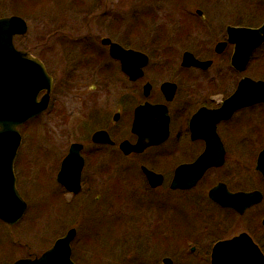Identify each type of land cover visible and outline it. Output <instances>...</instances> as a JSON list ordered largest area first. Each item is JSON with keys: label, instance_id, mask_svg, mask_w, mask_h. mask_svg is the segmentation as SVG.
Returning a JSON list of instances; mask_svg holds the SVG:
<instances>
[{"label": "flooded vegetation", "instance_id": "obj_1", "mask_svg": "<svg viewBox=\"0 0 264 264\" xmlns=\"http://www.w3.org/2000/svg\"><path fill=\"white\" fill-rule=\"evenodd\" d=\"M103 3L101 15L105 16L109 0ZM229 27H226L225 38L215 45L214 53L219 57L232 49L228 60L230 69L236 74L230 79L232 84L235 83L233 89L229 81L223 86V81L227 80L224 76L208 82L205 74L215 61H203L193 53L196 59L211 62L210 66L206 69L185 67L183 57L186 52L180 62L173 56L163 55L154 61L145 54L148 63L141 77L132 80L123 71L121 61L110 55V46L103 43L106 37L91 38L87 35V38L47 39L34 48L29 41L23 42L20 36L13 38L17 52L29 55L39 51L37 57L53 80L52 88L61 94L60 102L53 105L62 126L66 125L62 119L64 111H71L73 141L68 148L65 147V156L54 162V167L59 173L63 160L74 145L83 159V168L79 179L80 192L67 193L77 197L85 192L87 200L93 204L109 201L108 157L114 153L122 160L134 159L141 172L139 191L145 196L141 201L146 204L145 200L152 201V196L157 202L165 203L167 200L170 217L166 239L170 243V251L202 255L204 264H212L213 249L218 243L240 237L247 241L250 239L264 256V160L259 163L264 154V147L261 149L260 146L263 137L254 134L251 121L245 122V125L253 126L250 135L241 134L237 121L240 112L263 106L264 102L233 109L223 114L215 126L209 125L207 115L194 128L191 125L192 119L203 110L221 111L237 93L240 81L249 78L243 76L239 79L237 76L247 69L252 56L244 71L240 72L232 65L235 44L229 41ZM111 42L132 50L122 42ZM221 44L223 47L219 49ZM134 51L144 54L140 50ZM10 89H15L14 79L10 82ZM52 96L53 90L49 96L50 107ZM149 138H155L158 143L129 154L121 148L126 143L136 146L144 141L149 144ZM146 171L154 174L153 183ZM14 176L18 182L15 173ZM217 187L218 195H231V199L224 200L222 204L214 201L210 193ZM240 193L250 194L253 198L239 200L234 197ZM19 223L3 224L11 230ZM193 228L196 231L191 234ZM15 235L11 233L13 247L5 256V262L11 260V264L31 259L29 254L23 253L25 248L29 249V244L16 240ZM71 249L73 254L72 244ZM16 253L17 257L12 256Z\"/></svg>", "mask_w": 264, "mask_h": 264}, {"label": "rangeland", "instance_id": "obj_2", "mask_svg": "<svg viewBox=\"0 0 264 264\" xmlns=\"http://www.w3.org/2000/svg\"><path fill=\"white\" fill-rule=\"evenodd\" d=\"M103 1L0 0V19L22 18L28 29L19 38L29 41L32 48L47 39L89 35L122 42L132 50L143 51L154 61L163 55L180 62L183 53L190 52L203 61L213 59L214 66L205 74L207 81L224 76L227 80L223 86L229 81L231 89L235 83L230 79L236 76L228 60L232 49L218 57L215 45L225 38L228 25L255 28L264 23V0H109L108 12L102 16ZM33 54L29 55L39 60V51ZM243 76L264 80V45L254 51L247 69L237 77ZM52 90L49 112L19 129L23 142L14 173L17 189L28 208L24 220L15 228L10 230L0 222V264L13 262H5L13 247L12 232L16 240L29 244L23 253L35 258L72 228L77 230L72 241V259L76 264H163L166 258L173 264H204L202 255L170 251L166 239L170 217L167 200L157 202L152 196L153 200L146 199V204L141 201L145 196L139 191L142 178L134 159L122 160L114 153L108 157L110 197L104 203L93 204L85 192L74 197L58 187L54 162L65 156L73 141L72 118L66 109L62 117L66 125L58 122L60 118L56 117L53 104L60 102L61 94L54 87ZM237 121L241 134L250 135L254 126V134L263 137L262 149L264 105L240 112ZM246 121L253 126L245 125ZM195 231L193 228L191 234Z\"/></svg>", "mask_w": 264, "mask_h": 264}, {"label": "water", "instance_id": "obj_3", "mask_svg": "<svg viewBox=\"0 0 264 264\" xmlns=\"http://www.w3.org/2000/svg\"><path fill=\"white\" fill-rule=\"evenodd\" d=\"M197 13L202 15L201 11ZM27 29L26 22L20 17L0 19V219L9 225L17 224L27 210L26 203L16 190L13 174V163L21 144V136L17 132L18 127L48 109L49 96L52 91V79L40 60L14 50V36L25 35ZM228 35L229 41L235 44L232 65L234 69L243 71L254 50L264 43V25L258 29L229 27ZM103 43L110 46V55L121 61L123 71L132 80L141 77L143 69L148 63L145 54L125 50L120 45L112 43L108 38H105ZM222 47L223 44L218 46L219 49ZM210 63L197 60L189 52L185 53L183 57L185 67L206 69ZM12 79L15 82L14 90L10 89ZM44 90H46V94L41 101H38L39 93ZM261 102H264V82L244 78L239 83L237 93L228 100L221 111L203 110L192 119L191 125L194 128L196 123L207 115L210 118L209 125L215 126L223 114L233 111V109L237 110L242 106ZM149 139V144H145L144 141L139 142L136 146L126 143L121 148L126 154H129L133 151H141L146 145L158 143L155 138ZM69 150L68 156L62 162L57 181L67 191L78 193L81 188L79 179L83 168V159L76 146L73 145ZM262 160H264V154L259 163H262ZM146 175L152 182L154 174L146 171ZM218 190L219 187L211 191L210 196L213 200L222 204L224 200L231 199V195L227 197L218 195ZM234 197L239 200H247L252 195L240 193ZM75 237L76 230L72 229L65 237L57 240L54 246L41 257L29 261L19 260L14 264H74L71 260L70 244ZM243 238L245 237L217 244L213 250L212 264H264V256L259 249L250 239L247 241ZM164 264H172V262L165 259Z\"/></svg>", "mask_w": 264, "mask_h": 264}]
</instances>
